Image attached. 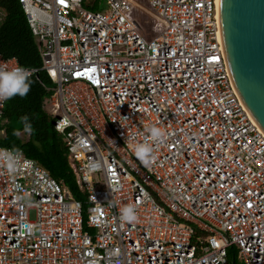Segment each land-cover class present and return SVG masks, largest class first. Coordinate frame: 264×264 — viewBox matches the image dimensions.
I'll list each match as a JSON object with an SVG mask.
<instances>
[{"label": "built area", "instance_id": "2783aa9c", "mask_svg": "<svg viewBox=\"0 0 264 264\" xmlns=\"http://www.w3.org/2000/svg\"><path fill=\"white\" fill-rule=\"evenodd\" d=\"M19 1L42 67L1 53L0 67L51 78L45 107L84 199L23 150L16 175L0 166V264H233L232 245L264 264V129L232 77L218 0H148L153 38L137 0ZM146 140L147 166L132 150ZM129 204L138 218L122 222Z\"/></svg>", "mask_w": 264, "mask_h": 264}, {"label": "trees", "instance_id": "16d2710c", "mask_svg": "<svg viewBox=\"0 0 264 264\" xmlns=\"http://www.w3.org/2000/svg\"><path fill=\"white\" fill-rule=\"evenodd\" d=\"M6 17L0 25V53L6 57L16 56L23 66L42 67L40 44L33 35L26 14L19 0H0ZM92 9H99L96 2ZM31 88L25 97L15 96L7 100L0 118V145L19 147L29 157L36 159L52 176L68 187L74 196L84 199L79 190L74 172L69 164L65 137L55 127L54 117L45 107V99L53 85L45 70L30 76ZM28 115L33 127L31 133L23 131L20 118ZM19 130L17 136L15 131ZM228 258L233 264H241L232 245Z\"/></svg>", "mask_w": 264, "mask_h": 264}, {"label": "water", "instance_id": "95a60500", "mask_svg": "<svg viewBox=\"0 0 264 264\" xmlns=\"http://www.w3.org/2000/svg\"><path fill=\"white\" fill-rule=\"evenodd\" d=\"M218 23L237 89L264 129V0H218Z\"/></svg>", "mask_w": 264, "mask_h": 264}, {"label": "clouds", "instance_id": "9594fccd", "mask_svg": "<svg viewBox=\"0 0 264 264\" xmlns=\"http://www.w3.org/2000/svg\"><path fill=\"white\" fill-rule=\"evenodd\" d=\"M31 72L24 67H14L6 69L0 67V102L10 100L15 96L25 97L31 88ZM23 131L31 133L33 127L28 115L20 118ZM151 141L158 143L165 137L164 129L152 125L146 129ZM15 134L20 135L16 130ZM134 155L146 166L155 159L153 144L146 141L138 142L132 146ZM27 161L24 159L23 152L19 147H0V166H2L9 175H16ZM137 212L133 205L129 204L120 209V219L122 222H135Z\"/></svg>", "mask_w": 264, "mask_h": 264}, {"label": "rangeland", "instance_id": "374dc122", "mask_svg": "<svg viewBox=\"0 0 264 264\" xmlns=\"http://www.w3.org/2000/svg\"><path fill=\"white\" fill-rule=\"evenodd\" d=\"M104 2V0H99ZM140 4L135 8V15L141 24V32L148 38H153L158 34V28L155 27L156 19L154 11L148 5V0H137ZM6 17L5 11L0 8V25Z\"/></svg>", "mask_w": 264, "mask_h": 264}, {"label": "snow or ice", "instance_id": "6c2138e0", "mask_svg": "<svg viewBox=\"0 0 264 264\" xmlns=\"http://www.w3.org/2000/svg\"><path fill=\"white\" fill-rule=\"evenodd\" d=\"M60 3H61V4H64V3H65V0H60ZM89 71H94V70H92V69H86L84 73H77V75H78V76H79V75H82V74H83V75H87Z\"/></svg>", "mask_w": 264, "mask_h": 264}]
</instances>
